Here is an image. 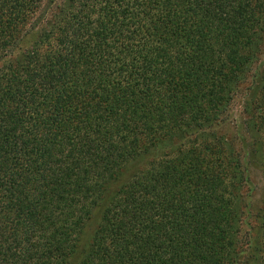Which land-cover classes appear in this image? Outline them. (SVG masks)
<instances>
[{
    "label": "trees",
    "instance_id": "16d2710c",
    "mask_svg": "<svg viewBox=\"0 0 264 264\" xmlns=\"http://www.w3.org/2000/svg\"><path fill=\"white\" fill-rule=\"evenodd\" d=\"M244 159L264 0H0V264H264Z\"/></svg>",
    "mask_w": 264,
    "mask_h": 264
},
{
    "label": "rangeland",
    "instance_id": "374dc122",
    "mask_svg": "<svg viewBox=\"0 0 264 264\" xmlns=\"http://www.w3.org/2000/svg\"><path fill=\"white\" fill-rule=\"evenodd\" d=\"M240 101L238 99H234V102L231 104L229 111H228V122L234 123L236 126V132L238 135L241 134L242 128L240 124ZM244 170L246 172V176L248 178V182L246 184L247 187V201L251 203L253 200L254 206L251 208V219H253V215L260 204L264 200V193L262 189L264 188V182L261 179V172L255 165L249 164L246 160H243ZM254 196L255 199H251L250 197ZM254 220V219H253ZM87 237V236H85Z\"/></svg>",
    "mask_w": 264,
    "mask_h": 264
}]
</instances>
